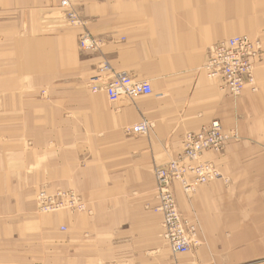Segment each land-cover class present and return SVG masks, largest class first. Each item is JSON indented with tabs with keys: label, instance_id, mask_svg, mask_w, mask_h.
Listing matches in <instances>:
<instances>
[{
	"label": "crops",
	"instance_id": "crops-1",
	"mask_svg": "<svg viewBox=\"0 0 264 264\" xmlns=\"http://www.w3.org/2000/svg\"><path fill=\"white\" fill-rule=\"evenodd\" d=\"M3 1L0 11L8 13L9 22L0 28L30 21L36 29L58 27L47 16L59 13L61 0ZM67 1L85 21L83 29L103 46L80 51L82 29L73 27L27 37L29 57L43 84L73 93L86 82L88 87L124 72L149 84L151 94L120 98L110 102L114 106L104 95L69 99L62 107L67 104L73 115L54 117V135L63 148L42 157L40 172L29 181L48 191L73 190L88 215H74L71 224L63 220L69 228L56 234L50 261L179 264L160 238L161 216L150 210L156 205L154 168L179 154L185 133L218 120L239 140L222 155L206 152L203 157L229 182L201 186L191 199L174 184L177 207L185 218L196 220L201 240L184 261L264 264V65L254 69L257 92L245 89L239 97L222 91L200 70L209 46L236 36L257 39L251 33L238 35L251 32L248 1ZM104 63L109 72L101 71ZM141 121L153 125L147 136L125 132Z\"/></svg>",
	"mask_w": 264,
	"mask_h": 264
},
{
	"label": "rangeland",
	"instance_id": "rangeland-1",
	"mask_svg": "<svg viewBox=\"0 0 264 264\" xmlns=\"http://www.w3.org/2000/svg\"><path fill=\"white\" fill-rule=\"evenodd\" d=\"M247 1L249 9L247 21L250 23L248 27L251 28V32L238 35L251 33L252 37L257 38L258 47L255 49L259 62L254 66L256 69L261 64L264 65V0ZM2 3L4 1L0 0V7H4ZM73 14L77 19L68 22L66 15L54 11L49 13L47 20L55 21L58 27L50 25L51 27L45 29H36L30 21V24L22 22L21 26L10 30L0 28V264H51L50 256H54L51 253H54L57 245L56 234L65 233L69 228V224L67 225L64 221H69L71 224L74 215H88L82 198L72 190L47 196L46 191L54 193L57 190L48 191V187L38 186L29 181L31 175L34 176L40 172L42 157H51L55 154V150L61 151L63 148L57 143L54 135L56 129L54 117L58 115L66 118L73 115L72 109L67 108V104L62 107L63 103L69 99L82 100L104 95L107 103L114 106L110 104L111 101L105 94H93L87 88V82L81 86V91L73 93L51 90L52 87L43 84L38 76L40 72H38L39 68L34 66L35 60L29 57L27 37L40 35L41 30L43 34H49L57 28L64 29V31L69 27L81 28L79 35H87L88 38L95 40L100 49L103 41L87 34L83 29L85 21L76 11ZM8 20V13L0 11V23L9 22ZM69 23L70 26H68ZM200 70L205 76L207 75L205 65ZM218 81L219 88L232 97H239L245 89H249L251 93H256L258 89L255 74L246 77L244 86L239 90L229 89L220 80ZM131 127L125 129V132L128 133ZM151 129L150 127V131ZM238 140L236 132L225 130L218 120L211 121L198 131L185 133L182 136L180 149H182V154L184 149H187V188L180 189V193H184L187 199H191L196 194L190 187L192 181L204 186L220 180L218 171L210 170L200 173L204 166L208 165L203 152L222 155L227 145L238 142ZM197 154L198 157L195 159ZM25 163L28 164L27 169H25ZM170 164L171 161H167L162 167L167 170ZM193 167H196L195 171ZM154 169L157 170L156 167ZM176 174L175 172L170 173L166 183V189L174 203L177 202L173 193ZM164 185L165 183H161L159 186V181H156L155 191L153 190L156 205L150 210L161 216V240L171 254L179 259V264H187L184 261L187 254H174L163 227V198L160 189ZM56 188L62 190L59 187ZM178 214L182 228L190 241L189 251L191 253L201 245L197 222L195 219L185 218L179 209ZM47 255L49 257L45 259Z\"/></svg>",
	"mask_w": 264,
	"mask_h": 264
},
{
	"label": "built area",
	"instance_id": "built-area-1",
	"mask_svg": "<svg viewBox=\"0 0 264 264\" xmlns=\"http://www.w3.org/2000/svg\"><path fill=\"white\" fill-rule=\"evenodd\" d=\"M225 45L224 42L222 44L219 43L208 52L205 71L208 76L211 75L212 77L222 79L229 89L239 90L244 86L246 77L250 76L252 68L248 62L242 60V54L229 47L230 43L227 46ZM82 46L88 49H95L96 44L87 37ZM117 86L121 88L119 91L117 90ZM106 93L109 100L114 102L120 96H147L151 93V88L147 83H137L121 77L117 81L113 80L106 87ZM147 129V126L143 124L135 127L133 131L137 134H144L147 132ZM183 157L187 158V149H184ZM164 169L166 170V168ZM177 170L178 166L173 163L170 164L166 170L167 173H161L158 177L159 186L161 183H165L164 187H166L170 173ZM164 187L160 189L161 197L163 198V227L172 248L178 253H183L188 250L187 234L182 228L181 219L175 208L174 201Z\"/></svg>",
	"mask_w": 264,
	"mask_h": 264
},
{
	"label": "bare ground",
	"instance_id": "bare-ground-1",
	"mask_svg": "<svg viewBox=\"0 0 264 264\" xmlns=\"http://www.w3.org/2000/svg\"><path fill=\"white\" fill-rule=\"evenodd\" d=\"M73 10L71 9L69 3L67 0H61L60 1V4H59V14H63V15H66V17L68 18V22L72 19H77L74 14H73ZM71 24L69 23L68 26H70ZM88 34V33H87ZM86 38H87V35L84 36V35H79L78 37V48L80 51L82 52H96L98 51V44L96 43L95 40H92L90 38H88L90 41L94 42L96 44V47L95 49H88V48H84L82 46V44L86 41ZM224 42V45L225 44H229V47L233 48L234 50H237L240 54H242V60H244L245 62H248L250 65H251V71H250V75L252 76L253 73H254V64L258 59V56L256 55V49L255 47H258V43L256 41V39L254 38H250V37H247V36H236V37H233V38H230V39H227V40H223L221 42H219L220 44H222ZM219 43H216L214 44L213 46H211L208 50V52L217 44ZM225 45V46H227ZM252 45V46H251ZM99 47H100V44H99ZM208 52H207V57H206V60H205V63L204 65L206 64V61H207V58H208ZM204 65L202 67H204ZM101 71L102 72H109V67L106 63H104L101 67ZM125 78V79H128V80H131L133 82H137V83H146L144 81H138L136 80L134 77H131L129 75H127L126 73L124 72H119V73H114L112 78L107 80V79H103L100 83L98 84H90L88 85L89 87H87L92 93H103L106 95V97L108 98L107 96V93H106V87L114 80V81H117L119 78ZM206 78L209 79L210 81H215V82H218V80H220L222 83H224V81H222V79L220 78H216V77H212L211 75H206ZM120 86H117V90L119 91V88ZM151 94V93H150ZM149 94V95H150ZM139 97V96H138ZM120 98H126V99H134V98H137V97H129V96H120L118 97L117 99H120ZM109 99V98H108ZM145 124L147 126V132L144 133V134H137L135 133L133 130L135 127H138V126H141ZM152 124L147 122V121H141L139 122L138 124L132 126L129 130H128V133L133 135V136H146L148 134V132L150 131V127L152 128ZM182 141V139H181ZM180 146H181V143H180ZM166 152H168V150L166 149ZM203 153H206V152H203ZM198 157V154L196 155L195 159ZM169 161H171V164H175L176 166H178V170L175 172L177 173L175 178H176V181L174 182V184H178L179 185V188L183 190V188H187V158L185 159L183 157V154H182V149H180V152L179 154H177L175 157H171L169 159ZM208 165L207 166H204V168L202 169V171L200 172L201 174L204 173L205 171H210V170H215V171H218L220 172L216 166L214 164H212L211 162H206ZM157 170L155 171L154 169V179L155 181H159L158 180V177L160 176L161 173H167V171L164 169V167L160 166V167H157L156 168ZM193 171L196 170V167H193L192 168ZM185 173V174H184ZM219 176V179L228 183L229 182V179L224 177L221 172H220V175ZM203 184H198L194 181H192V183L190 184V187H191V190L197 192L198 188H200ZM166 189V187H165ZM167 190V189H166ZM62 191H67V190H57L56 192L54 193H48L47 191L45 192V194L47 196H54L56 193L58 192H62ZM73 191V190H72ZM74 192V191H73ZM75 193V192H74ZM168 193V191H167ZM77 194V193H76ZM169 194V193H168ZM184 194V193H183ZM78 195V194H77ZM79 196V195H78ZM80 197V196H79ZM82 203L83 205L86 206L85 202L83 201L82 199ZM175 204V208L177 210V213H178V207H177V204ZM60 211H65V210H60ZM88 212V211H87ZM161 222V220H160ZM164 223V220L163 222ZM180 226V225H178ZM191 247V244H190V241L188 240V250L186 252H183V253H178L176 252L174 249L173 252L174 254L178 255H185V254H189L190 249ZM178 253V254H177Z\"/></svg>",
	"mask_w": 264,
	"mask_h": 264
}]
</instances>
